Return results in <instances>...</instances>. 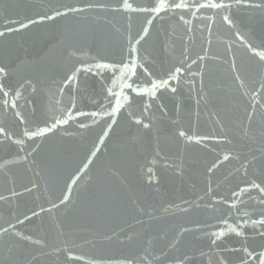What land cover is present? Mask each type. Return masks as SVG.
<instances>
[{"label": "water", "instance_id": "1", "mask_svg": "<svg viewBox=\"0 0 264 264\" xmlns=\"http://www.w3.org/2000/svg\"><path fill=\"white\" fill-rule=\"evenodd\" d=\"M212 2L0 0V264H260L264 0Z\"/></svg>", "mask_w": 264, "mask_h": 264}, {"label": "snow or ice", "instance_id": "2", "mask_svg": "<svg viewBox=\"0 0 264 264\" xmlns=\"http://www.w3.org/2000/svg\"><path fill=\"white\" fill-rule=\"evenodd\" d=\"M165 7H173V8H176V9H186V8L189 7V5L186 3V0H181L180 3H175V4H172V5H167L165 3V0H159V3H157V5L155 7H153L151 10L153 12L159 13ZM199 7L200 8H213V9H218V8H223L224 5L223 4H219V3H213L212 0H208V3L200 4ZM69 11H73L74 12V11H77V9L70 8ZM60 14L61 13H57V15H60ZM51 18L52 17H49V19H51ZM224 21L226 23H229L230 24L229 17L225 16L224 17ZM149 22H151V21H149ZM22 27H27V25H22ZM0 35H4V33H0ZM137 43H139V41H137ZM254 54L257 55L261 61H264V52H255ZM98 67H105V68H107L109 66L108 65H99ZM125 67H129V66L128 65H125ZM179 72H181V69L180 68H176L174 73H170L169 74V79L176 78V73H179ZM4 73H5V69L4 68H0V74H4ZM135 74H136V65L134 63H132L131 64V67H130L127 75H126V79H131L133 76H135ZM122 78H124V77H122ZM238 79H239V77H238ZM168 83H169V80H166V79H159V80L153 79L151 81V93H150V97L152 99H155L156 98V92H158L162 88H167ZM128 87H132V86L129 84ZM0 91H3V94H4L5 97H7L8 94H9L6 90H3L2 88H0ZM132 91L135 92L137 95H144V94H146L140 88H132ZM172 91H175V89H172ZM107 93H108V96L109 97H118L119 96V94L116 93L113 90V87H108L107 88ZM17 95H19V93H17ZM124 99L125 100H128V97L127 96H124ZM5 104L7 105V101H5ZM122 107H123V105L121 104L120 99L117 98L115 100L114 104L112 105V110L106 112V115L108 117H115L116 114L121 110ZM148 107H149V104L148 103H145L144 104V108L147 109ZM16 115H17L18 118H20V114L19 113H17ZM91 115L93 117H96L98 115V113L93 112V113H91ZM21 122H23V121H21ZM95 122L96 121H94V123ZM112 122L115 123V120H113ZM57 123H60V121H57ZM135 123L136 124H141L142 121L139 120V119H136L135 120ZM80 126L82 128L83 127H86V125H83V124H81ZM109 127H111V125H109ZM143 127L145 129H147L149 127V125L147 123H145V124H143ZM50 131H52V128H47V129H45V128H38L36 131H31V132L30 131H25L24 132V135L26 137H28V139H33L35 137L43 136V135L46 134V132H50ZM4 134H6L5 133V130L4 129H0V135H4ZM107 134H108L107 131H105V134L104 135L106 136ZM179 135L181 137H184L186 134H185V132L181 131L179 133ZM9 139H11V137H9ZM100 139H101V142H103L104 137L102 136ZM189 139H191V137H189ZM15 142L16 143H21V144L23 143L22 140L21 141H15ZM197 142H199V141H197ZM224 159L227 160V159H229V157L228 156H225ZM253 187H259V186L258 185H253ZM261 190L264 191V189H261ZM65 199H67V197H65ZM61 202L63 203V201H61ZM34 215H35V213H34ZM255 223H258L260 225H264V220H260V221H257ZM231 231L233 233H235L236 236H241L242 235V233L240 231H238L237 229H232ZM214 235L216 236V239L217 240L218 239H221V237H222V234H214ZM261 235H264V232H261ZM212 243L215 244L216 243V240H213ZM240 251H243L246 254V257L242 261V264H247V258L248 257H251L252 252L248 248H246V247L240 249ZM259 259H260V264H264V251H261L259 253Z\"/></svg>", "mask_w": 264, "mask_h": 264}]
</instances>
